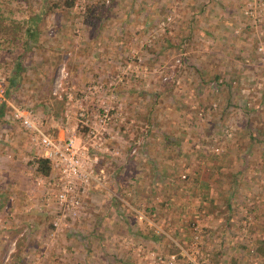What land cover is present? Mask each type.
<instances>
[{
    "label": "rangeland",
    "instance_id": "rangeland-1",
    "mask_svg": "<svg viewBox=\"0 0 264 264\" xmlns=\"http://www.w3.org/2000/svg\"><path fill=\"white\" fill-rule=\"evenodd\" d=\"M93 3L101 19L85 26ZM36 6L13 0L8 18L22 22ZM60 7L41 19L8 98L49 132L55 124L62 135L74 127L77 141L87 130L83 110L107 147L97 163L106 184L92 186L78 223L51 236L47 211L34 208L29 138L4 107L0 264H264L254 250L264 241V148L244 132L242 106L255 107L249 117L264 132V0H73L70 12ZM4 54L7 80L14 52ZM61 68L68 72L62 79ZM216 74L234 86L209 89ZM144 207L157 210L147 215Z\"/></svg>",
    "mask_w": 264,
    "mask_h": 264
},
{
    "label": "built area",
    "instance_id": "built-area-1",
    "mask_svg": "<svg viewBox=\"0 0 264 264\" xmlns=\"http://www.w3.org/2000/svg\"><path fill=\"white\" fill-rule=\"evenodd\" d=\"M169 20L170 17L166 16L161 19L160 25H164ZM67 74L68 72L61 68L60 79L65 78ZM60 79L56 81L55 87H61ZM0 105L7 108L12 120L26 133L34 155L46 159L51 167L49 176L36 174L34 177V185L38 189L39 196L34 208L38 211L42 208L47 211L52 229L51 236L71 229L84 216L92 186L104 187L106 184L104 169L97 165L107 153L104 140L101 141L102 133L93 126L95 121L89 122L83 110L79 109L80 123L87 127L81 141L76 140L74 127L60 138L50 136L31 109L9 100L7 80L1 72ZM110 138L114 137L110 136ZM110 154L116 155L117 151H112Z\"/></svg>",
    "mask_w": 264,
    "mask_h": 264
},
{
    "label": "trees",
    "instance_id": "trees-1",
    "mask_svg": "<svg viewBox=\"0 0 264 264\" xmlns=\"http://www.w3.org/2000/svg\"><path fill=\"white\" fill-rule=\"evenodd\" d=\"M13 0H0V58L1 56L14 52L13 57L10 59L9 64L11 65V74L8 77V85H7V96L9 97L13 90L16 89V87L21 82V75L20 73L23 71L24 66L22 64L24 56L27 54L29 50H32L34 47V43H36V37L38 33L40 32L39 24L42 22V18L45 17V15L50 14L51 10L53 8H57L58 6H61L63 10L66 12H70L73 0H64L62 1L61 5L55 3L48 4L49 1L47 0H36L37 6L35 9V12L33 13V16L28 17V19H22V22H19V20L12 21L8 18V6L10 3H12ZM17 1V0H16ZM102 7H98L96 3H93V5H86V11L83 18V23L85 26H91L95 27L98 25L100 21L101 16V9ZM16 30L17 36L12 37V33ZM19 31L21 33H19ZM20 42V45L17 43ZM6 44V45H5ZM35 46H37L35 44ZM39 46V45H38ZM239 58V56H237ZM55 64L56 61H53ZM4 65V62H2V59H0V66ZM2 73V71H0ZM3 74V73H2ZM237 79V77H234ZM233 79L225 78L220 74L214 75V79L207 83V87L211 90L216 89L218 86L226 85L228 88H231L234 86ZM238 82V81H237ZM263 90V89H262ZM262 104V103H261ZM245 111V117L246 120L244 122V132L249 135V138L253 140L251 143H258L259 146L264 148V132L262 131L261 125L258 123L257 119L249 117L250 112L254 111L253 108L255 107H249V109H246L245 103L242 105ZM4 107L0 105V118L2 117ZM11 118V117H10ZM252 120L255 121V124H252ZM11 121L15 123L12 118ZM16 124V123H15ZM203 145V141L199 142ZM240 147L236 151H240ZM199 149V150H200ZM244 153V152H243ZM246 156V155H245ZM32 162L34 164V173L40 176H49L51 173V167L49 162L41 157H32ZM116 201V200H115ZM117 202V201H116ZM227 208L230 207V203L227 199H225ZM157 210V208H149L144 207L143 213L149 215L152 211ZM152 236V234H151ZM156 240V238H154ZM22 241H20V244ZM19 244H17L16 250L18 251ZM256 252L263 253L264 254V241H258L255 249ZM234 260V259H233ZM232 260L231 264L234 263Z\"/></svg>",
    "mask_w": 264,
    "mask_h": 264
},
{
    "label": "crops",
    "instance_id": "crops-1",
    "mask_svg": "<svg viewBox=\"0 0 264 264\" xmlns=\"http://www.w3.org/2000/svg\"><path fill=\"white\" fill-rule=\"evenodd\" d=\"M55 126V130L52 129L50 132L48 130L47 133H49L50 136L54 137V138H60L61 136H63V130L61 128L58 127L57 124L54 125Z\"/></svg>",
    "mask_w": 264,
    "mask_h": 264
}]
</instances>
